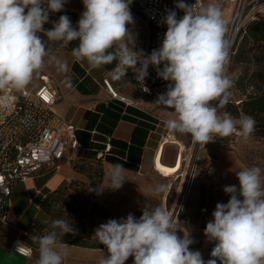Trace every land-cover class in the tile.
Here are the masks:
<instances>
[{
	"label": "clouds",
	"instance_id": "clouds-1",
	"mask_svg": "<svg viewBox=\"0 0 264 264\" xmlns=\"http://www.w3.org/2000/svg\"><path fill=\"white\" fill-rule=\"evenodd\" d=\"M84 11L76 27L67 15H60L50 29V13L61 12L67 0H0V90L9 87L23 90L33 74L44 67L48 55L41 36L64 45L78 41L72 54L77 61H87L90 69L117 61L113 79L125 77L128 69L144 82L149 66L157 76L170 81L167 91L156 103L172 109L175 118L164 121L172 133L190 134L204 145L213 134L228 137L239 132L247 139L255 130L252 116L234 118L228 112L218 114L231 97L233 85L226 75L229 41L221 8L213 2L205 7L178 0L176 7L184 15L168 10L164 18L167 31L158 49L146 55L134 50L135 43L127 25L134 23L130 11L132 0H82ZM162 65V67H161ZM61 68L65 65L61 63ZM147 91V88H144ZM215 102V103H212ZM125 168L118 163L108 172V187L118 190L126 180ZM236 185L224 186L230 196L227 203H217L204 229L209 242H216L211 257L204 261L199 251H191L190 234H177L174 217L161 207L142 209L137 219L129 213L120 220L109 219L94 231L107 254L99 264H264V179L258 166L236 172ZM167 190L158 185L154 192ZM65 219L51 222V231L32 236L38 244L35 264H63L66 251L62 237L76 234Z\"/></svg>",
	"mask_w": 264,
	"mask_h": 264
},
{
	"label": "rangeland",
	"instance_id": "rangeland-1",
	"mask_svg": "<svg viewBox=\"0 0 264 264\" xmlns=\"http://www.w3.org/2000/svg\"><path fill=\"white\" fill-rule=\"evenodd\" d=\"M71 2L73 13L81 16L84 11L82 0ZM210 2L215 3L216 0H205V6ZM220 8L224 11L223 5ZM231 64V56H229V61L225 66L226 75L228 74L230 79H233L239 74L240 68ZM47 76L52 81L60 83L62 98L64 102H68L67 87L64 82L56 76ZM147 109L154 113L158 112L159 115L157 123L160 134L157 137L160 142L156 155L149 158L139 172L124 171L123 175L126 180L118 190L107 188L108 172L111 168L99 162L98 158H92L93 156L87 152L76 155L75 160L69 163V169L74 172L75 176L70 177L69 182L65 183L61 189L44 198L39 209L31 206L26 213L25 220H29L30 223L36 220L35 225L27 233L31 241L32 236L44 235L51 231L53 220L65 219L72 223L77 231L76 234H65L62 242L99 246L101 244L94 236V231L100 224L106 223L109 219L126 218L129 213L138 219L144 207L149 209L161 207L175 218L174 223L178 236L182 238L184 234L189 233L194 241L190 246L198 242L202 243L203 247L199 252L203 260L206 262L213 259L210 254L216 242H209L205 237V223L213 219L212 213L217 203H227L230 199V196L223 191L224 186L236 185L239 188L235 170L228 163L226 155L236 153L243 168L260 167L262 179H264V141L253 134L244 139L239 132L228 137L213 134V141L205 145L199 143V148H197L198 142H195L190 134L172 133L165 128L164 121L175 118L173 112L167 111L154 102ZM196 150H198L197 156ZM66 170H68L67 162L63 164L61 171L67 174ZM184 180L187 182L183 195L185 198L179 212L175 214L183 198L180 195ZM41 182L43 180L29 179L20 185L18 197L21 206H28L32 196L35 197V203L39 202L41 196L36 197L35 192L36 188L41 186ZM18 183L20 182L15 185ZM161 184L166 185L167 190L155 194V188ZM199 187L206 189L204 196L207 204L205 207L202 206L201 194L196 191ZM43 191L45 192L46 189ZM211 197L213 200L210 203ZM189 201L188 215H197L200 212V217L196 222L180 218V214Z\"/></svg>",
	"mask_w": 264,
	"mask_h": 264
},
{
	"label": "crops",
	"instance_id": "crops-1",
	"mask_svg": "<svg viewBox=\"0 0 264 264\" xmlns=\"http://www.w3.org/2000/svg\"><path fill=\"white\" fill-rule=\"evenodd\" d=\"M71 1L73 0H67L61 12L50 13L49 22L44 25L45 29H50L53 22L58 21L60 15L71 16V22L74 20L72 25L76 27L80 15L73 13ZM203 1L205 7V0ZM215 3L219 7L224 6L222 12L226 21V33H228L235 5L233 3H221L218 0ZM38 35L44 41L48 55L44 58V67L33 74L30 83L24 89L28 91L38 89L44 75H53V77L60 78L67 87L68 102H64L62 98L60 83L53 80L59 92L56 108L76 126L81 144L82 139L87 140L89 138L91 142L98 144H104L105 139L106 141L111 139L117 141L118 143L113 145L112 153L108 154L110 150L109 152L104 151L100 152L104 154L103 157L98 156L103 158L104 163L109 168L113 165L106 162L105 157L107 155H113L127 161V152L124 149L132 147L135 152L132 153L131 162L135 163L137 151L141 150L142 156L139 164L141 170L145 162L149 158H153L154 154L156 155L159 148L160 140L157 137L160 134L157 123L159 115L158 112L154 113L147 109L153 102L143 95L130 79L120 78L116 80L112 78L111 74L116 61L103 65L98 69H90L87 61H77L72 54V50L78 45V41H72L64 45L61 41L48 40L43 31ZM61 63L65 65V68H61ZM104 80L109 82L112 90L119 97H126L130 102H122L118 98H114L104 85ZM5 90H0V94ZM150 125L152 127L155 125V129L150 128ZM137 126L138 130L133 136V131ZM111 148L112 145H110ZM122 153H124L123 157L120 156ZM226 159L235 170V173L243 168V164L236 153L226 155ZM61 170L53 174L42 172L31 178L33 181L43 180L41 186L36 188V197H46L44 189L48 190L49 193H53L62 184L69 182L70 177L75 176L74 172L69 169V163L68 170H66L67 174ZM27 181L20 182L13 187L9 199V223L0 226V264H35L38 257V246L32 247V254L29 257H24L13 251L15 242L19 239L23 240L30 227L35 225V219L31 223L29 220H25L29 208L35 206L36 209H39V205L35 203V197L33 196L30 198L28 206H21L19 203V187ZM29 223L30 227H28ZM62 244L67 253L63 264H99L100 259L107 254L106 248L71 242H62ZM133 259V257H129L125 264H133Z\"/></svg>",
	"mask_w": 264,
	"mask_h": 264
},
{
	"label": "built area",
	"instance_id": "built-area-1",
	"mask_svg": "<svg viewBox=\"0 0 264 264\" xmlns=\"http://www.w3.org/2000/svg\"><path fill=\"white\" fill-rule=\"evenodd\" d=\"M218 1L235 5L226 37L231 56L241 31L251 21L264 17V0ZM196 2L199 7H204L203 0ZM177 3L178 0H132L130 11L134 23L127 27L134 39V50H143L148 55L161 46L167 31L164 23L167 11H176L177 18L184 15L176 7ZM186 3L193 4L195 0H186ZM117 63L116 61L114 69ZM135 76L132 69H128L122 78L130 79L154 103L159 95L167 91L171 83L159 78L156 69L151 65L143 84ZM104 85L114 98L130 102L126 97H119L107 80H104ZM58 100L59 92L46 75L42 77L41 84L35 91L9 87L0 94V226L9 223V199L15 183L27 181L42 172L60 171L63 164L71 163L83 148L76 126L57 110ZM156 104L173 112L172 109ZM109 150L110 144L106 152ZM98 156L103 157L104 154L99 153ZM13 251L24 257L32 254V248L22 239L15 242Z\"/></svg>",
	"mask_w": 264,
	"mask_h": 264
},
{
	"label": "trees",
	"instance_id": "trees-1",
	"mask_svg": "<svg viewBox=\"0 0 264 264\" xmlns=\"http://www.w3.org/2000/svg\"><path fill=\"white\" fill-rule=\"evenodd\" d=\"M231 61L232 66L240 68V72L235 78L231 79L233 85L229 90L231 92L230 101L225 107L218 108V114L222 115L224 112H228L234 118H239L242 114L252 116L256 121L255 130L252 134L264 141V17H260L251 21L248 23L245 29L241 31L232 50ZM144 116L146 117V115ZM149 127L155 129V125L153 127L150 125ZM137 130L138 126L135 127L133 136ZM99 140L103 142V140ZM106 143L112 145V148L108 153L110 154L114 149L113 145L118 142L114 141L113 139L110 141H106L105 139L104 144H98L91 142L90 138L87 140L82 139L83 148L78 151L76 155L81 152H87L93 156L92 158H98L99 162L104 163L103 158H99L98 154L107 150ZM124 150L127 152V161L119 159L118 157H114L113 155H107L105 157L106 162L111 165L120 163L125 168V171L139 172V164L142 156L141 150L137 151L135 163L131 162L132 153L135 152L134 148L130 147ZM123 154L124 153H122L120 156L123 157ZM80 173L86 174V172L82 171H80ZM64 184H62L58 190L61 189ZM205 190V187H199V189L197 188L196 190L197 193L201 194V197L203 198V201L201 200L203 207H205L207 204L206 197L204 196ZM45 194L48 196L50 193L48 190H46ZM46 197L41 196L39 202H36V204L41 205L42 202H44V198ZM212 200L213 198L211 197L210 203ZM186 205L187 206L180 214V218L182 220L190 219L191 221L196 222L200 217V212L197 213V215L190 216L187 212L188 207L190 206V201L187 202ZM205 227L206 225L204 226V229ZM23 241L31 248L38 246L33 243L30 238L27 237V235L23 238ZM91 246L105 248L103 245ZM189 247L191 251H200L203 245L202 243L198 242L195 245Z\"/></svg>",
	"mask_w": 264,
	"mask_h": 264
},
{
	"label": "water",
	"instance_id": "water-1",
	"mask_svg": "<svg viewBox=\"0 0 264 264\" xmlns=\"http://www.w3.org/2000/svg\"><path fill=\"white\" fill-rule=\"evenodd\" d=\"M197 148H199V143H198V145H197ZM197 153H198V150H196V156H197ZM184 198H185V196H183V198L181 199V202L179 203V205H178V207H177V209H176V212H175V214H177L178 212H179V210H180V207H181V204H182V202H183V200H184Z\"/></svg>",
	"mask_w": 264,
	"mask_h": 264
},
{
	"label": "bare ground",
	"instance_id": "bare-ground-1",
	"mask_svg": "<svg viewBox=\"0 0 264 264\" xmlns=\"http://www.w3.org/2000/svg\"><path fill=\"white\" fill-rule=\"evenodd\" d=\"M186 186H187V182L184 180V182L182 183V187H183V189H182V192H181V195L180 196H183L184 194H185V190H186ZM179 196V197H180ZM180 201V200H179ZM178 201V202H179ZM180 203V202H179Z\"/></svg>",
	"mask_w": 264,
	"mask_h": 264
}]
</instances>
